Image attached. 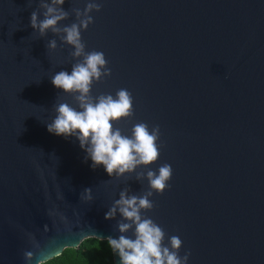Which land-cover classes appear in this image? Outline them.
Listing matches in <instances>:
<instances>
[{"label": "water", "instance_id": "water-1", "mask_svg": "<svg viewBox=\"0 0 264 264\" xmlns=\"http://www.w3.org/2000/svg\"><path fill=\"white\" fill-rule=\"evenodd\" d=\"M99 2L82 37L112 75L92 94L128 89L135 117L118 127L130 135L136 122L159 125L164 147L151 167L173 168L146 215L182 239L189 264H264V0ZM37 6L0 0V264H25L23 252L36 251L29 233L60 251L53 258L89 238H118L119 216L105 213L125 187L147 189L134 175L93 170L74 137L47 130L56 104L76 106L50 79L75 60L68 45L47 50L51 32L33 33ZM85 188L92 202L80 199Z\"/></svg>", "mask_w": 264, "mask_h": 264}, {"label": "clouds", "instance_id": "clouds-1", "mask_svg": "<svg viewBox=\"0 0 264 264\" xmlns=\"http://www.w3.org/2000/svg\"><path fill=\"white\" fill-rule=\"evenodd\" d=\"M36 2L28 0V7ZM78 2L73 0L74 4ZM65 3L66 0H38V6L30 15V26L33 33H38V38H46L51 32L61 42L58 44L57 38L48 40L47 50L55 52L61 45H68L72 49L70 62L75 60L71 63L70 73L61 70L50 79L58 90L72 97L76 106L69 102L56 104V115L46 123L47 130L64 139L74 137L86 153L85 162L90 160L93 170L103 166L107 174L117 180L133 175L141 184L147 180V189L140 194L133 193L128 187L121 190L119 198L105 213L106 220L119 216L117 229L120 235L118 238L107 237L118 264H189L191 251H186L183 256L180 254L182 239L177 235L169 237L161 225L146 215L155 208L153 195H163L169 190L173 177L169 163L161 164L158 170L151 167L159 161L164 147L160 142V126L136 122L131 127V134L125 135L118 125L135 117L133 94L126 88L118 89L114 95L92 94L95 84L112 75L104 52L87 51L82 37V32L94 23L92 13L102 10V3L86 0L83 8L73 6L71 10H65ZM72 15L75 21L63 24ZM80 199L92 202V188H85ZM28 236L36 251L23 252L25 264H49L59 254L60 251L41 247L33 234Z\"/></svg>", "mask_w": 264, "mask_h": 264}, {"label": "trees", "instance_id": "trees-1", "mask_svg": "<svg viewBox=\"0 0 264 264\" xmlns=\"http://www.w3.org/2000/svg\"><path fill=\"white\" fill-rule=\"evenodd\" d=\"M49 264H115L108 240L86 239L78 248H68Z\"/></svg>", "mask_w": 264, "mask_h": 264}]
</instances>
